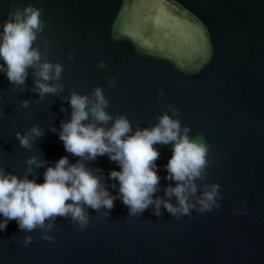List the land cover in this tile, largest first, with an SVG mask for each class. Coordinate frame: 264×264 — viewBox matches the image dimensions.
I'll use <instances>...</instances> for the list:
<instances>
[{"label": "water", "instance_id": "obj_1", "mask_svg": "<svg viewBox=\"0 0 264 264\" xmlns=\"http://www.w3.org/2000/svg\"><path fill=\"white\" fill-rule=\"evenodd\" d=\"M28 4L42 9L35 45L43 59L63 65L64 88L41 99L31 69L23 91L0 73V166L22 175L30 155L75 163L51 128L69 118L72 90L91 94L99 85L107 111L126 114L134 127L156 123L174 105L190 136L209 144L197 183L218 182L221 207L175 217L149 205L129 215L117 198L108 216L89 207L83 230L58 215L54 240L39 228L25 233L12 219L0 230V264H264V0H0V26ZM32 124L44 135L25 148L16 132ZM155 147L161 179L153 195L163 196L175 183L165 179L172 150ZM85 163L118 192L108 177L117 163L106 154ZM44 171L35 169L38 181ZM25 235L33 237L27 246Z\"/></svg>", "mask_w": 264, "mask_h": 264}, {"label": "clouds", "instance_id": "obj_2", "mask_svg": "<svg viewBox=\"0 0 264 264\" xmlns=\"http://www.w3.org/2000/svg\"><path fill=\"white\" fill-rule=\"evenodd\" d=\"M41 13L42 9L32 4L9 12L0 26V73L23 91L31 69L33 91L43 99L46 94L63 91L64 85L60 82L63 65L43 59L35 45L44 29ZM108 85L115 87V79L109 80ZM67 100L71 107L69 118L61 120L59 130L53 126L51 131L58 132L65 151L79 159L70 163L68 156L63 155L46 164L37 155H30L22 175L0 166V230L15 219L25 233L39 228L43 239L54 240L55 236L49 233L58 215L70 218L83 230L90 222L89 207H103L108 216L117 198L128 206L129 215L139 214L149 205H154L157 216L163 205L175 217L191 216L193 209L203 213L221 207V185L212 182L201 187L197 183L206 176L209 144L202 135L190 136V126L182 125L174 105L169 104L156 123L142 128L139 124L134 127L126 114L113 116L107 111L109 100L99 85L91 94L72 90ZM29 103L25 99L20 107L27 108ZM43 135L38 124L23 133L16 132L19 144L25 148H32L33 142ZM157 144H171L172 150L164 166L165 179L175 183L167 185L163 196L153 195L161 179L156 164L160 155ZM105 154L119 165V169L108 172L114 181L111 188L118 186L115 195L106 185L103 171L97 174L85 163ZM40 167L45 168L42 181H38L39 174L35 172ZM32 239L25 235L24 245Z\"/></svg>", "mask_w": 264, "mask_h": 264}]
</instances>
